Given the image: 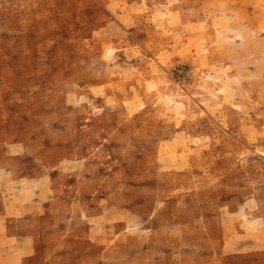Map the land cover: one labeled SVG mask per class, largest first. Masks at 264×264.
<instances>
[{
    "label": "rangeland",
    "instance_id": "374dc122",
    "mask_svg": "<svg viewBox=\"0 0 264 264\" xmlns=\"http://www.w3.org/2000/svg\"><path fill=\"white\" fill-rule=\"evenodd\" d=\"M0 264H264V0H0Z\"/></svg>",
    "mask_w": 264,
    "mask_h": 264
}]
</instances>
